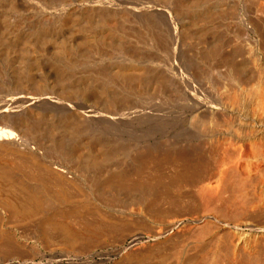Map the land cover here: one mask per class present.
Instances as JSON below:
<instances>
[{
  "label": "bare ground",
  "instance_id": "1",
  "mask_svg": "<svg viewBox=\"0 0 264 264\" xmlns=\"http://www.w3.org/2000/svg\"><path fill=\"white\" fill-rule=\"evenodd\" d=\"M263 39L264 0H0V176L18 179L29 193L14 211L0 203V219L7 213L20 219L42 210L44 225L60 219L62 229H57L63 245H72L76 236L85 239L106 232L102 230L105 209L100 210L104 216H98L101 226L80 221L77 216L82 213L91 215L97 213L96 208L107 207L129 219L136 214L135 205L155 209L164 200L161 188L164 194L177 193L175 177L173 182L168 178L172 183L162 182L165 185L162 179L157 180L161 185H154L137 178L144 173L148 156L153 160L164 155L166 161L160 162L171 160L177 165L183 153L195 160L202 149L217 148L232 151L233 160L224 161L215 181H197V197L206 206L241 207L240 213L246 210L249 215L264 211V55L261 50L258 58L263 71L259 72L255 65L237 62L239 52L233 44L242 40L259 49ZM175 71L185 73L191 88L201 91L203 82L216 74L223 96L214 101L210 96L214 106H186L176 96L181 85ZM235 88L241 93L234 94ZM15 97L22 103H14ZM199 124L209 128L206 136L199 133ZM237 127L247 131L240 129L243 136L234 142ZM221 134L227 137L224 143L215 140ZM202 136L207 143L202 144ZM132 177L135 182L138 179L137 186L129 184ZM69 192L78 194V199L71 201ZM169 198L168 206L173 199ZM216 207L206 211H223ZM197 211L187 221L169 222L165 229L196 230L216 221L213 213ZM150 226L159 229V225ZM1 228L0 245L6 247L0 250V264H24L10 261L9 255L18 253L10 247L26 249L28 238L17 236L16 230L10 236ZM35 229L36 245H47L53 231L42 229L39 223ZM165 229L156 238L166 234ZM32 251V255L41 254L37 247ZM232 256L237 257L236 251ZM212 258L206 264H215Z\"/></svg>",
  "mask_w": 264,
  "mask_h": 264
},
{
  "label": "rangeland",
  "instance_id": "2",
  "mask_svg": "<svg viewBox=\"0 0 264 264\" xmlns=\"http://www.w3.org/2000/svg\"><path fill=\"white\" fill-rule=\"evenodd\" d=\"M243 18H244V16H242V18L240 17V21L244 20ZM233 44H235L234 47L239 52L238 54H240V55L237 54L238 56L236 55V57H235L237 62H239V60H240V62L246 61L252 67L256 66L255 68L259 72H260L261 69H262L261 71H263V66L261 65V61H259L258 57H259V53H260L261 50L262 51H261L260 54L264 55V51H263L264 50V39L262 41V44H260L259 49L257 47H255V45L252 44V46H251L250 45L251 43H245L242 40H241V42L237 41L235 43L233 41ZM236 44H237V46H236ZM262 46H263V48H262ZM242 48H244V49H242ZM176 72H178V73H176ZM215 73L216 72H214L213 74H215ZM184 74L185 73H182V72H179V71H175V78H176L177 82L179 81L178 82V84L180 83L179 86L181 85L179 87L180 90L183 91V93L180 91L179 92L180 94L176 93L177 95L176 94L175 95L177 97L179 96L178 98L181 97L180 98L181 102L183 104L186 103V106H189V103H190V106H192V107H194L195 104H196L195 106H198V107H200L201 105L202 106H204V105L205 106H209V105L210 106H214L215 103H213V101H214L215 97L223 96V95H221V93L223 94L221 86H220V84L217 83L218 81L215 78L216 74L214 75L212 80H206V81L203 82V91H201V89H198L197 87L196 88L195 87L191 88V84L192 83H191V81H189L190 79L187 77V75H184ZM179 76H180V78H179ZM204 83H205V85H204ZM185 86H187V87H185ZM181 87H182V89L184 88L185 91L182 90ZM234 91H235L234 94L241 93L239 88H235ZM236 91H237V93H236ZM210 96H212L213 101L210 98ZM177 97H175V98H177ZM15 102H17L16 104L22 103L20 98L16 99V97L14 98V103ZM12 103H13V101H12ZM1 116H0V118H2ZM236 118L234 120L235 122H237ZM231 119H233L232 116H231ZM200 125H202V126L200 127ZM206 128H207V126L205 127V125L199 124V126H198L199 133L200 134L203 133V136L205 134H207L209 132V128L208 129H206ZM220 128H219V130L221 131L223 128H221V129ZM224 129H225V127H224ZM235 129H236V131H234L235 133H234V136H233V138L231 140V141H234V142L237 141L236 139H240V137L243 136V134H242L243 132L247 131L245 128H243V129L246 130V131H244L240 127L239 128L237 127ZM240 129H242L243 132ZM203 131H206V132L204 133ZM241 134H242V136H241ZM238 135H240V136H238ZM203 136L201 137V139H202L201 142L204 141V143H202V144H205V142L207 143V141H206L205 137L203 138ZM215 140H220L219 143H222V142L224 143L227 140V137H225L224 135L221 134ZM124 150L127 151L126 149L123 148V151ZM203 150L204 149H202L201 152L198 153L197 159H195V160H192L190 158V154H188L187 152L183 153V155L186 156V157L181 155L182 157H180V159L178 160V163L176 162L177 165L175 164L174 161L172 162L171 160H167V164H166V162L164 163V161H166L164 159L165 158L164 155L162 157H161V155H156L158 157V159H156L157 157L153 156V158H154L153 160L149 156H148L149 158L147 157V159L145 160L146 167L144 166L145 167V170L143 171L144 173H142V175L139 174V176L137 178L141 179V177H142L143 180L142 179L141 180L144 183L146 181H148V184H154L155 185V183H156V185H158V184L161 185L160 183H162V182L172 183L174 181L172 179V177L173 178L175 177L174 179H176V178L177 179L174 181L175 182L174 187L176 186V188H174V189H175V191L177 193H175V194L173 193V195H171V194H169V192H166L164 194L163 188H161L162 189L161 191H162L163 196H164V200L162 198V200H160L161 203L155 204L154 205V207H156L155 209H152V206L149 209H144L143 206H141L139 204L135 205V207H134L135 209L134 210L136 211V214L134 216H136V219H135L134 216L130 217L128 219V216L125 217V214H123V216H122L120 212H117L115 210H110L107 207H102L100 209L96 208V210H98L97 213L94 212L91 215H87L85 213H82L83 215L82 214L81 215L83 217L81 215L77 216V217H80V219L77 218V217L73 218V216H72V218L74 220L75 219H79L80 221L82 220V221H86L87 223L89 222V224H91L93 222H97L98 226H101L100 224H102V221H101V219L98 218V216L99 215H103V212H101L100 210L105 209V211H107V214H106L107 220L108 221L110 220V222L111 221L112 222L115 221V223L114 224L113 223L109 224V222H107V220H106L105 225H102V228H103L102 230H105L106 232H104V231L100 232V233H102V235L99 234V233H97L95 235L96 238L100 237V235H101V237H100L101 239L98 238L96 240L95 236H92V237L85 238V239H87V240H85L84 237H82V239H81L80 238L81 236H76L74 238V240H72L73 241L72 245H63L64 244L63 239H62L63 237L59 235L60 232L58 231V229L59 230L62 229L61 228L62 224L59 221L60 219L59 220L56 219V222L54 221L52 224L45 222V225H44V222H43L42 218L45 216V213L41 212L42 210L39 211V212L38 211L31 212L29 214V216H25V217L20 218V219H17L14 216L13 212H12L13 213L12 217H10L11 215L9 213H7V215L9 217L8 216H6V217L3 216V218L0 219V228L2 227L1 230H3V232L5 231V233L10 235V236H11V233H13V231L16 230V235L19 236V237H22V236L27 237L28 239L25 238V240L29 243L28 245H26V249H23L25 251L21 250L22 248L21 249L18 248V246H20V245H12L10 247V249L11 248H15L18 253L19 252H21V253L18 254V253L15 252L16 250L15 251L13 250L12 254H14V252H15L16 255H14V256L9 255L10 259L12 258L10 261L13 260V261H17L18 262L20 260L22 263L24 262V264H25V262L28 263V261H30V260L31 261L34 260L38 264H141V263L142 264H206L207 260L209 258H210L209 260H211V258L214 256V259L213 258L212 259H213V262L215 264H264V230H263L264 229V222H263L264 221V211H259V212L256 213V215L255 214H250L249 215L248 211H246V210L244 211L245 213H240V212H242L241 207H239V208L236 207L237 209L234 208L235 211H236V213H235L234 209H230L228 207H224L223 205L222 206L219 205L221 207H219L218 205H214L215 207L217 206L216 209H221L224 212L223 211L221 212L220 210L211 212L210 209L214 208V206L213 205H209V206L207 205L206 206V204L197 197V195H196L197 194L196 193V190H197L196 187L199 185L197 183V181L198 180L201 181V182H203L204 180H205L204 182L209 181V180L210 181H215L217 179V177H218V172L220 171L224 161L225 162L226 161L230 162L229 160H230V158L233 155L232 151H230V150L226 151L223 148L222 149H218L217 148L216 151H214L215 149H211V151L213 150V152H211L210 150L207 151L206 149H205L206 151L205 150L203 151ZM159 156L161 158H159ZM183 158H184V160H183ZM159 159H162V160L164 159V161L160 162ZM231 159L233 160V157ZM182 161H184V162H182ZM210 162H212V163H210ZM221 162H222V164H221ZM147 163H149V166H147ZM170 163H171V165H170ZM180 163H181V165L183 164L182 165L183 168L180 167L181 166ZM156 164H158V165L156 166ZM178 166L180 167L179 169H178ZM214 167L217 168V169H215ZM174 169H175V171H174ZM211 170H212V172H211ZM146 171H147V173H146ZM149 173L152 174V175H149ZM178 173H179V175H178ZM197 173H199V174H197ZM157 175L159 176L158 177L159 179L156 178ZM200 175H203V176H200ZM179 176H180V178H179ZM134 177H135V175H134ZM134 177H132L131 179H133ZM147 177L150 178L151 182L149 181V179ZM152 177L153 178L155 177V178L153 179ZM181 177L185 178L184 180L182 179L184 183L182 182ZM137 178H136V182H135L134 179H133V181L130 179L129 181H131V182L129 183V181H128V183L130 185H133V186H135V184H136V186H137L138 185V179ZM145 178H147V179H145ZM168 178L171 181L172 180L173 181L170 182ZM194 178H195L196 181L194 180ZM7 179H9V180H7ZM10 179H12V178H8V177H5V176L4 177L0 176V203L2 205L6 206L5 208H7V209H9L11 207L12 211H14L13 207L18 208L19 207V202H22L23 199H25V197H27L29 195V193H28L27 187L25 188V186H23L19 181H18L19 183L17 182L18 179H16V178H14L15 180L14 179L10 180ZM161 179H162V181H161ZM165 179L168 180V181H166ZM189 179H192L193 181H191ZM157 180H160L161 182L159 183ZM163 180H165V181H163ZM176 182H178V184H177L178 187L176 185ZM180 182L183 185L182 188L181 187L179 188ZM201 182H199V183H201ZM190 183H192V184H190ZM163 184L165 185V183H162V185ZM20 185L23 186V187H21ZM194 185H197V186H194ZM180 186H181V184H180ZM23 190H24V192H23ZM164 191H166V190H164ZM21 193H22V196L20 195ZM70 193L71 192H69V194L68 193L67 194H68V197L70 198L71 201L72 200L75 201V200L78 199V197H79L78 194L75 195L74 193H71V194ZM180 194H181V196H180ZM130 196H134V194L130 195ZM170 196H171V198H173V196H175V197L172 199V201H170V203L173 206L169 204V206H171L169 208L167 203H169V199H170L169 197ZM177 196L179 197L178 198L179 202L175 199ZM19 200H21V201H19ZM183 200H184V202H183ZM163 201H165V202L163 203ZM157 202H159V201H157ZM173 202H176L177 204H174ZM201 202H203V204ZM193 203H194V205H193ZM162 205L163 206L166 205V206H164V209H162V207H163ZM204 206H205V208H204ZM157 207H159V208L157 209ZM165 208H167V209H165ZM207 208H210V209H208L209 213L210 212H211V214L213 213V216L216 219V221L213 222V225L211 227H204L202 229H196L197 231L195 230V228H191V230H192L191 231L188 228L187 229H183L182 227H180L181 229H183V233H182V230L180 228H174V229H168V230L165 229V228H167V226H169V224H170L169 222H173V221H177V220H186L187 221L189 218H191L193 216V214L195 215V212L197 210H198L197 212L201 211V212H199L201 214H206V213H208V211H206ZM227 208L230 211L227 210ZM150 209H152V210H150ZM138 210H139V212H138ZM148 210H150V211H148ZM151 211H152V213H151ZM231 211H232V213H231ZM111 213L114 214L115 218L119 217L120 219L118 218V219L115 220V218L112 215H109ZM215 213H216V215H215ZM230 213H231V216H230ZM163 214H165V215H163ZM240 215H242V216L240 217ZM87 216H89V217H87ZM217 216H218V218H217ZM227 216H228V219H227ZM122 217H123V219H122ZM124 217L127 220H129V221L124 219ZM158 217H160V218H158ZM82 218H84V219H82ZM93 218H94V221H93ZM157 218L159 219V222H160V220H162V221L164 220L163 223L159 224V222L157 221L158 220ZM224 218H225V220H223ZM237 218H239L241 220V222ZM85 219H87V220H85ZM89 219H92V220H89ZM95 219H97V220L99 219V220L97 221ZM220 219H222V220H220ZM245 219L247 221L250 220V222L245 221ZM251 219H254V220L252 221ZM226 220H227V222H225ZM228 220H229V222H228ZM236 220H238V221H236ZM242 220L244 221V223L242 222ZM255 220H256V222H255ZM261 220H262V222H261ZM99 221H101L100 224H99ZM116 221H119V222L122 221L121 223L118 222L120 227H118L119 225L117 224ZM125 221H127V222H125ZM219 221H221V222H219ZM235 221L237 222V224H235L236 223ZM258 221H259V223L261 222L262 224L261 223L259 224ZM38 223H39V226L42 229L46 228L48 230L53 231L54 234L49 236L48 239H47V242H48L49 245L48 244L47 245H36V241H35L36 238H34V236H33L34 232H32V231L36 230L35 228H37ZM56 223H57V225H56ZM122 223L125 224V225H123ZM217 223H218V225H217ZM93 224L96 225V223H93ZM115 224H117L118 226L115 225ZM163 224H164V226H163ZM202 224H205V223L204 222L200 223L199 226L200 225L203 226ZM228 224H230V225H228ZM239 224H241V225H239ZM255 224H256V226H255ZM148 225L149 226L150 225L156 226L155 229L157 228V225H159L158 226L159 229L154 230L153 229L154 227L150 229ZM58 226H60V227L58 228ZM216 226L217 227L220 226V227L217 228ZM230 226H231V228H230ZM115 227H116V230H115ZM150 227H152V226H150ZM250 227H254V228H250ZM163 228L165 229L164 231L166 232L167 235L164 234V235L160 236L159 238H156L157 237V235H156L157 232L159 230H161V229L163 230ZM255 228L257 230H259V231H257ZM107 229H110V230H107ZM177 229H178V231H177ZM206 229H208V230H206ZM119 230L122 231V232H120ZM184 230H186L187 232L184 231ZM201 230L202 231L204 230V231L202 232ZM211 230H213L215 232L211 233L210 232ZM110 231H113V232L111 233ZM168 231H169V233H167ZM205 231L207 232L206 234H205ZM224 231H226V232H224ZM234 231H236V232H234ZM240 231L242 233L238 234V232L240 233ZM126 232L128 233V235H127ZM230 232H232V234L234 236L237 234V236L234 237L232 234H230ZM103 233H105V236L103 235ZM106 233L107 234L111 233L112 235L111 234L107 235ZM217 233H220L221 236H220V234L218 236ZM224 233L228 237H225ZM243 233H245V234H243ZM212 234H213V236H212ZM231 235H232V237H231ZM239 235H241V237H239ZM254 235H255V237H254ZM246 236H247V238H246ZM93 237H94V241L92 239ZM216 237H218V238H216ZM224 237H225V239H224ZM237 237H239V238H237ZM253 237H254V239H253ZM211 238H213L216 241L211 240ZM242 238H243V240H242ZM244 238H245V240H244ZM83 239H84V241H83ZM234 239H235V241H234ZM237 239L238 240L240 239L239 242H238ZM95 240H96V242H95ZM87 241H90L89 245H86ZM209 241L211 242V245H210ZM212 241H213V243H212ZM229 241L232 244L234 243L237 249L233 248L234 244L232 245ZM245 244H246V246H245ZM244 246L246 247L247 252H246V249H245ZM5 247H6V245H0V250H5L4 249ZM36 247L41 250V254L42 255L41 254L40 255H36V256L32 255L33 254L32 248H36ZM67 247H68V249L71 252H69V250H68V252L66 251ZM238 247H241L242 249L238 248ZM233 249H236V250H234L237 253V257L236 258H233V256H232V253L234 252V251H232ZM238 250H241V251L244 250V251L242 253L241 251H238ZM22 251L24 253H22ZM54 252H55V254H54ZM214 253H216V254H214ZM10 254H11V252H10ZM209 254H211V255L208 256ZM241 254H242V256H241ZM248 254L249 255L251 254V255L248 257ZM244 255H245V257H244ZM33 256H35V257H33ZM227 256H230V257H227ZM17 257H19V258L17 259ZM136 258H138V259H136ZM237 258H239L238 259L239 262H238ZM246 258H247V260H246ZM234 259H236L235 262H234ZM241 261H243V262H241Z\"/></svg>",
  "mask_w": 264,
  "mask_h": 264
}]
</instances>
